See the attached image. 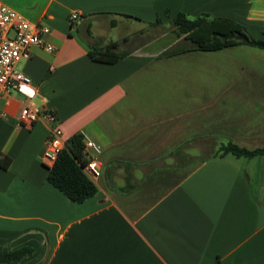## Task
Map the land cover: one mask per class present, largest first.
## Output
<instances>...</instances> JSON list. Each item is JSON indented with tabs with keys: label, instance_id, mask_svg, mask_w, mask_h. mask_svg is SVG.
Here are the masks:
<instances>
[{
	"label": "crops",
	"instance_id": "obj_1",
	"mask_svg": "<svg viewBox=\"0 0 264 264\" xmlns=\"http://www.w3.org/2000/svg\"><path fill=\"white\" fill-rule=\"evenodd\" d=\"M0 1L48 26L56 48L34 47L18 64L32 85L0 99V247L33 249L2 264H264V155L202 156L219 137L264 147V49L167 57L142 28L119 62L89 57L93 38L114 41L99 25L158 31L179 13L231 18L264 40V0ZM31 103L56 114L65 142L84 132L102 148L94 197L76 203L50 184L49 123L17 126Z\"/></svg>",
	"mask_w": 264,
	"mask_h": 264
},
{
	"label": "trees",
	"instance_id": "obj_2",
	"mask_svg": "<svg viewBox=\"0 0 264 264\" xmlns=\"http://www.w3.org/2000/svg\"><path fill=\"white\" fill-rule=\"evenodd\" d=\"M157 23L163 24V21L158 19ZM171 23L174 26L173 32L178 37H183V40L164 53L167 57L193 51L215 52L237 46L264 49V40L252 37L242 23L231 18L212 17L208 14L190 18L185 13H179ZM125 41L126 39L104 44L103 39L93 38L89 57L98 63L115 64L129 55L120 50ZM227 154L252 159L264 155V147L250 150L231 141L211 153L210 157ZM86 163L83 137L78 134L66 142V148L59 155L56 164L48 169V181L71 201L83 203L98 193L97 185L84 171ZM32 254L33 249L29 247L19 250L0 247V264L20 262Z\"/></svg>",
	"mask_w": 264,
	"mask_h": 264
},
{
	"label": "built area",
	"instance_id": "obj_3",
	"mask_svg": "<svg viewBox=\"0 0 264 264\" xmlns=\"http://www.w3.org/2000/svg\"><path fill=\"white\" fill-rule=\"evenodd\" d=\"M78 19V13L71 14V22ZM50 34L51 29L48 26L32 24L23 15L0 1V99L2 93L20 91L32 85V79L18 70V64L21 60H29L32 57L31 51L34 47L55 53V46L47 41ZM7 117L8 113L0 104V118L6 119ZM40 119L46 120L50 125L42 163L47 169H51L66 148V142L56 129L58 123L56 114L47 108L37 107L31 103L22 108L17 126L31 128ZM80 134L83 137L84 156L87 160L84 171L91 180L96 181L102 176L100 163L102 148L84 132Z\"/></svg>",
	"mask_w": 264,
	"mask_h": 264
},
{
	"label": "rangeland",
	"instance_id": "obj_4",
	"mask_svg": "<svg viewBox=\"0 0 264 264\" xmlns=\"http://www.w3.org/2000/svg\"><path fill=\"white\" fill-rule=\"evenodd\" d=\"M163 30L159 29L158 31H155L154 29H150L149 25L147 24H139L138 22H132L129 24H121L118 28L111 30L109 33H107L103 27L101 25L97 26L96 29H93V34L95 35H103L105 34L106 36H108V41H122L124 36L126 35H130L131 39H135V37L137 36H141L139 33L137 34H133V32L145 28V36L143 37L144 39H150V41L148 42L149 46V50L150 51H160L164 48L167 49H172L174 47H176L177 45V37L176 34L173 32L174 26L172 25L171 22L165 23L163 25ZM161 33H166L165 36H160ZM125 47L122 46L121 47V51L124 49ZM241 49H248L247 51L250 50H255L254 48H250V47H243ZM245 58L246 57H242ZM218 141L220 143H227L231 140L230 137H219L217 138ZM212 152H208V153H202V156H208L210 155Z\"/></svg>",
	"mask_w": 264,
	"mask_h": 264
}]
</instances>
